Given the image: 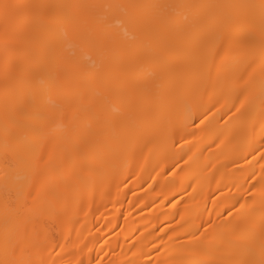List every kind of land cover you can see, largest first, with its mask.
Listing matches in <instances>:
<instances>
[{
    "label": "bare ground",
    "instance_id": "1",
    "mask_svg": "<svg viewBox=\"0 0 264 264\" xmlns=\"http://www.w3.org/2000/svg\"><path fill=\"white\" fill-rule=\"evenodd\" d=\"M0 264H264V0H0Z\"/></svg>",
    "mask_w": 264,
    "mask_h": 264
},
{
    "label": "snow or ice",
    "instance_id": "2",
    "mask_svg": "<svg viewBox=\"0 0 264 264\" xmlns=\"http://www.w3.org/2000/svg\"><path fill=\"white\" fill-rule=\"evenodd\" d=\"M4 7L7 8V7H9V6H8V5H5Z\"/></svg>",
    "mask_w": 264,
    "mask_h": 264
}]
</instances>
